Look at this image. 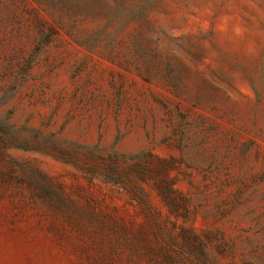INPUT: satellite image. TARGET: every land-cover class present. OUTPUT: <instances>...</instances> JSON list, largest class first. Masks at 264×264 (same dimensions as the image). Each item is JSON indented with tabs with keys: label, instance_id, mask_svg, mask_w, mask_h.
Listing matches in <instances>:
<instances>
[{
	"label": "rangeland",
	"instance_id": "obj_1",
	"mask_svg": "<svg viewBox=\"0 0 264 264\" xmlns=\"http://www.w3.org/2000/svg\"><path fill=\"white\" fill-rule=\"evenodd\" d=\"M0 264H264V0H0Z\"/></svg>",
	"mask_w": 264,
	"mask_h": 264
},
{
	"label": "trees",
	"instance_id": "obj_2",
	"mask_svg": "<svg viewBox=\"0 0 264 264\" xmlns=\"http://www.w3.org/2000/svg\"><path fill=\"white\" fill-rule=\"evenodd\" d=\"M100 171L103 175L108 177V179L126 185L125 175L123 170L118 164H113L110 168H100ZM137 186H140V183L137 182Z\"/></svg>",
	"mask_w": 264,
	"mask_h": 264
}]
</instances>
